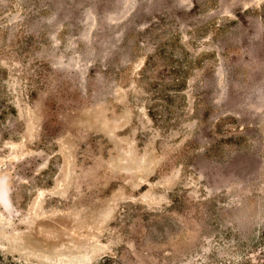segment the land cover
Segmentation results:
<instances>
[{"label":"rangeland","instance_id":"obj_1","mask_svg":"<svg viewBox=\"0 0 264 264\" xmlns=\"http://www.w3.org/2000/svg\"><path fill=\"white\" fill-rule=\"evenodd\" d=\"M0 264H264V0H0Z\"/></svg>","mask_w":264,"mask_h":264}]
</instances>
